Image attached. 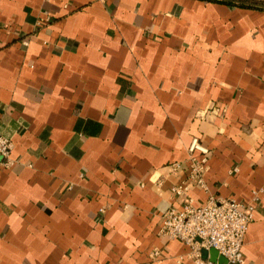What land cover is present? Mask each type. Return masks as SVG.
<instances>
[{"label":"crops","instance_id":"1","mask_svg":"<svg viewBox=\"0 0 264 264\" xmlns=\"http://www.w3.org/2000/svg\"><path fill=\"white\" fill-rule=\"evenodd\" d=\"M0 134V264H193L158 232L194 139L264 264V0H0Z\"/></svg>","mask_w":264,"mask_h":264},{"label":"built area","instance_id":"2","mask_svg":"<svg viewBox=\"0 0 264 264\" xmlns=\"http://www.w3.org/2000/svg\"><path fill=\"white\" fill-rule=\"evenodd\" d=\"M48 14L40 16L38 23H48ZM24 46L28 42L24 40ZM11 138L0 134V165L11 168L14 160ZM188 151V170L186 179L171 187L170 194L174 198L184 199L180 208H169L163 215L159 235L168 240H179L188 247L185 257L193 264H221L202 256V250H214L225 260L222 264H244L242 246L249 223L253 219L255 203L258 201L254 192L253 201L247 205L233 199H225L210 195L204 206H195L194 199L189 195L192 187L207 190L204 175L208 171V150L197 139L192 140ZM199 152L200 158L194 153ZM181 165L176 163L172 170H179ZM234 171H237L236 169ZM104 212L103 209L100 210ZM160 251L155 249L152 256L158 258ZM178 257L177 262L183 260Z\"/></svg>","mask_w":264,"mask_h":264},{"label":"water","instance_id":"3","mask_svg":"<svg viewBox=\"0 0 264 264\" xmlns=\"http://www.w3.org/2000/svg\"><path fill=\"white\" fill-rule=\"evenodd\" d=\"M202 256L204 257V258H210L212 261H217L216 259H218L220 262L219 263H221L222 264V262H224L225 263V260L222 258V257H220V256H218V254H217V252L216 251H214V250H209V251H206V250H202ZM219 257V258H218Z\"/></svg>","mask_w":264,"mask_h":264}]
</instances>
